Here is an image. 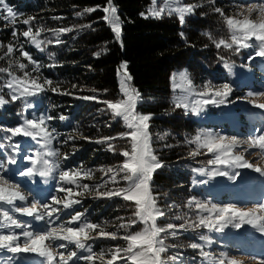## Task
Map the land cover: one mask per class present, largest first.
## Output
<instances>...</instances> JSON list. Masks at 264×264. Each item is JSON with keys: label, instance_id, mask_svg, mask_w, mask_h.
<instances>
[{"label": "trees", "instance_id": "obj_1", "mask_svg": "<svg viewBox=\"0 0 264 264\" xmlns=\"http://www.w3.org/2000/svg\"><path fill=\"white\" fill-rule=\"evenodd\" d=\"M6 2L18 14L15 21L18 33L29 27L22 23V20L28 17L35 18L30 25L33 32L38 28L43 29L38 37L42 41L57 39L52 31H49L51 29L65 27L73 29L59 36L62 41L60 44L45 43L44 51L41 52L22 36L17 41L12 35V21L0 18V57L4 56L9 44L18 49L19 43L23 42L25 50L29 51L41 65L38 73L32 72L31 65L25 70L32 72L33 76H39L41 82L47 78L61 91L72 93L62 95L45 91L0 106V144L4 145L5 149L8 145L19 144L20 152L26 149L19 143L25 141V138L18 136L12 141L5 139L10 135L8 129L22 124L25 119H37L41 115L56 117L46 122L48 130H54L55 135V139L48 144L51 150L58 152V155L52 156V162L58 167L55 169L50 194H57L60 198L67 195L64 192H55L61 170L78 169L81 166L84 169H92V179L79 177L78 179L81 184L94 186L100 183L103 177L100 168L116 166L123 161L124 158L118 153L128 146L126 141L113 142L116 145L115 154L107 150L106 144H97L94 141L127 131L123 121L114 117L106 110V105L100 102L117 101L122 98L117 76L121 71V65L125 64L128 74L132 77L129 81L131 87L143 98L137 110L151 116L149 132L152 150L163 164L162 168L154 172L152 178V190L157 197V205L166 213L158 220V225L166 227L168 223L179 225L195 220L197 213L194 207L192 209L185 207L191 197L221 206L231 204L236 198L244 201L249 197L255 198L251 184L249 190L243 188L235 190L226 180L217 186L215 191H210L200 182L202 178L193 169L212 168V165L207 164L212 154L189 155L196 148V145L189 141L205 131L242 139L264 125L261 119H256L258 110L247 104L238 105L236 96L246 95L248 90L258 91L255 86L262 83L263 76L258 74L256 79H252L249 76H240L237 72L236 76H232L224 66L225 63L241 66L246 62H250L251 65L247 53L254 51L241 50L236 53L223 47L217 49L214 43L222 38L228 40L230 37L224 17L214 12V7H220L225 16L234 17L238 9L237 4L245 0H215L214 5L210 4L209 0H183L184 4L195 6L194 13L186 17L183 25L174 14L163 15L161 18L142 17L141 12H146L151 5L150 0H114L122 26L119 41L115 39L110 26L101 19L105 15L103 11L98 10L90 14L84 12L88 7L105 6L106 0H6ZM77 12L81 15L78 16ZM181 33L184 34L183 38ZM95 52H100L101 55L96 57ZM220 57H223V60ZM17 59L22 63H28L20 56L19 51H16L11 56L0 59V67L6 68L11 64L12 71L22 76L23 73L15 64ZM254 67L255 63L252 67L249 66L250 69ZM175 71H185L197 93L203 90L207 82H212L216 86L230 84L233 91L229 97L231 103L228 105L235 106L232 123L224 119L222 116L224 110L220 108L207 110L206 114L210 118L205 122L192 118L183 108L176 107L171 86V77ZM7 79V74L0 73V82H6ZM9 92V89L0 87V95L8 100ZM83 96H97L98 100L82 99ZM26 104H31L32 107L26 108ZM61 115L66 119L60 120ZM84 137H90L91 141ZM201 152L206 150L201 149ZM65 154L68 155L67 160L64 159ZM0 160H4L2 150ZM118 186L124 187L126 184L121 181ZM65 187L76 190L74 185ZM48 197L43 196L39 200H48ZM76 198L82 199V203L74 206L73 214L75 211L84 212V219L87 221L101 225L106 231L118 230L120 235L125 234L124 229H118L121 221L117 218L123 217L125 220L131 218L134 211L132 203L119 197L94 198V193H85L82 198ZM61 215L65 222L70 219L68 215ZM46 227L48 225L43 221L37 224L40 230ZM140 227L141 224H137L128 231L134 232ZM201 235L208 239L200 240ZM161 236L168 249L163 254L165 258L171 256L181 258L176 264H181V261L182 264H211L210 259L201 256V250L218 256L222 250L229 251L234 246H243L240 242L235 243L232 233L228 234L225 230L211 232L207 229L186 228L179 230L175 237L168 233H161ZM194 242L200 244L201 248H191L189 245ZM88 243L97 253L101 249L107 251L116 246H127V242L122 239H96ZM55 250L64 251L66 254L67 251L88 254L76 249L74 244H70L67 250ZM75 264L87 262L81 259ZM95 264L101 262L97 260Z\"/></svg>", "mask_w": 264, "mask_h": 264}, {"label": "snow or ice", "instance_id": "obj_2", "mask_svg": "<svg viewBox=\"0 0 264 264\" xmlns=\"http://www.w3.org/2000/svg\"><path fill=\"white\" fill-rule=\"evenodd\" d=\"M152 7H149L146 12H141L144 18L155 17L161 18L162 14L167 12L169 15L178 14L179 23L183 25L186 22L187 14H193L195 11L194 5L184 7H162L157 9L155 5L158 0H150ZM210 4L215 3V0H209ZM238 11L235 17L225 16L224 11L220 7H214V12L224 17L230 37L228 40L220 39L214 41L217 49L234 50L239 53L242 49H254L255 57H264V0H245L243 3L237 4ZM101 10L105 15L101 18L110 26V30L114 33L117 41L121 39L122 26L120 17L117 15L118 9L114 6V0H106V5H97L84 9L85 13H93ZM6 13V15H5ZM17 13L6 2L0 0V18L11 20L13 23V37L19 41V37H24L39 51L43 52L45 43L60 44L59 39L61 34L71 32L72 28L51 29L53 35L57 37L55 41H42L38 39L43 29H36L30 26L34 17H28L22 20L24 25H29L27 30L17 32L15 21ZM77 15H81L77 12ZM91 27V25H89ZM183 33L181 37L183 38ZM19 51L20 56L27 60V64L22 63L17 59L16 66L23 73L18 76L12 71V65L8 67H0V73L7 74V81L0 82V87L10 90V100L5 99L0 95V106L6 103L18 101L24 97L35 96L45 91L60 93L62 95H71L67 91H61L58 86H53V82L45 78L42 82L39 76H33L32 72H39L41 65L34 59L32 54L25 50L24 43H19L17 49L13 44L7 46V51L4 57L11 56L14 52ZM50 55H52L50 53ZM100 52H95L94 56L99 57ZM249 56V60L254 58ZM223 60V57H220ZM32 66V72L26 71ZM226 68L231 71V65L225 63ZM124 69L122 75L124 79L121 81L122 98L117 101L103 100L101 103L106 105V110L110 111L116 118H121L127 131L118 133L116 136L101 137L94 142L97 144H106L107 150L116 153V145L113 143L116 140H124L127 142V147H124L118 153L124 159L116 166L108 168H100L103 173L101 182L94 186L89 184H81L79 178L92 179V169H84L83 166L76 169L61 170L59 172V181L55 189L56 193L64 192L67 195L60 198L57 194H50L48 200L34 199L30 206H18L17 201H26L27 197L20 191V185L11 181L6 175H0V216L3 220L0 221V228H16L20 229L19 233L7 232L0 234V249H4L10 253H38L45 257L47 264H75L76 261L84 260L87 264H95V261H100L101 264H176L181 258L179 256H171L165 258L168 249L165 247L164 239L161 233H168L173 237L177 236L179 230L191 228L193 230L207 229L209 231L222 232L227 227L241 229L243 225L250 224L260 233H264V203H258L252 208L243 209L234 204L217 205L215 203H205L198 201L195 197L189 198L185 207L194 210L197 213L196 219L186 221L179 225L168 223L166 227L158 225V220L164 217L166 213L157 205V197L153 194L152 178L157 169L163 167L158 157L152 150L149 121L151 116L148 114H140L136 111L140 93L135 91L128 85L132 77L128 74L125 65H121ZM179 76L182 81H186L187 87L177 85L183 92H189L192 88V81L188 79L186 73H178L173 76L175 81L176 76ZM73 87H77L73 85ZM95 91V90H93ZM233 88L228 83H223L219 86L212 82H207L203 86V90L198 93L199 100L191 101L192 111L202 109L208 104H225L231 103L229 100ZM248 97H264V91L254 93L248 92L247 102L256 109L264 110V103L257 102V99H248ZM82 99L98 100L97 96H83ZM175 106L178 108L189 107V102L180 97L176 98ZM26 108H31V104H26ZM56 119L54 116L41 115L37 119H25L22 124L8 129L5 139L12 141L14 137H26L41 143L42 148H46L51 140L55 139L54 130L49 131L47 121ZM60 120H65L66 117L61 115ZM40 139H37V138ZM74 139V137H69ZM91 141L90 137H84ZM189 143H194L196 148L189 153L190 156H198L201 154H212V158L207 160L208 165L213 166V171L207 173L211 176H227L230 180H236L241 175L240 172H230L227 169L232 168H249L264 176V167H259L250 163L243 153H236L234 149L246 145L243 152H249L251 149H259L258 155H264V128L256 130L255 134H250L247 139H240L236 136H226L221 134H213L211 132H203L197 135ZM20 145L13 144V150L19 151ZM205 149L206 152H201ZM58 155L57 151L49 149L47 153L37 152L29 153L23 157L29 163L25 164L24 168L18 170L17 175L32 180L37 174L41 177H48L58 167V165L50 162L46 157ZM64 159H68L65 154ZM9 164H17L18 161L14 156L8 157ZM219 166H224L223 168ZM8 171L4 164L0 163V172ZM194 172L206 174L203 168L193 169ZM121 181H124L126 186L119 187ZM47 182V181H45ZM202 183V181H200ZM196 183V181H194ZM112 187H108V185ZM65 185H74L65 187ZM85 193H94V198L119 197L124 201L130 202L134 206L131 218L125 220L123 217L117 219L121 221L118 229H124L125 234L120 235L119 231H106L104 227L97 223H93L84 219L85 213L75 211L74 206L82 203ZM10 205V209H4L3 205ZM19 213L31 217L36 221H43L48 227L42 231L36 232L29 230L31 225L23 220H18L11 213ZM207 213V215H204ZM70 216L68 221H64L62 215ZM179 219V217H178ZM142 224L143 228L140 231H128L133 226ZM96 239H122L127 242L126 247L116 246L107 251L101 249L100 252H95L92 245L88 241ZM200 240H207L204 235L199 237ZM46 241L48 243H46ZM62 241V242H61ZM66 242V243H64ZM70 244H74L78 250L87 252V255H81L77 251H55V249L67 250ZM193 249L201 248L198 243L189 245ZM175 247V245H173ZM201 256L205 259H210L212 264H242L241 261L231 257L227 252H220L218 256H213L209 252L201 250ZM58 257V259H57ZM110 257V258H108ZM182 264V261H181ZM259 264H264V259L259 261Z\"/></svg>", "mask_w": 264, "mask_h": 264}, {"label": "rangeland", "instance_id": "obj_3", "mask_svg": "<svg viewBox=\"0 0 264 264\" xmlns=\"http://www.w3.org/2000/svg\"><path fill=\"white\" fill-rule=\"evenodd\" d=\"M184 7L187 6V4L183 3V0H158V3L155 5L157 9L162 8V7H171L175 9L176 7ZM149 7H152L150 5ZM148 7V8H149ZM238 9L236 10V12ZM235 12V14H236ZM163 15H169L167 12L163 13ZM178 15V14H174ZM190 14H187L189 16ZM186 16V17H187ZM235 17V16H234ZM150 18H155V17H150ZM242 50H250L249 52L255 51L254 49H242ZM249 56L254 53H247ZM251 63H255L254 69H250L249 66L252 67V64L250 62L242 63L241 66L239 65H231V71L228 69V73L232 76H236L237 74L240 76L244 77H251L252 79H256L257 75L260 74L263 76V81L262 83L256 85L259 90L264 91V57H255L251 60ZM125 65V64H123ZM126 66V65H125ZM124 69L121 68V71L118 72V85H119V90L120 94L121 93V81L124 79L122 72ZM237 72V74H236ZM178 73H186L185 71H175L172 74L171 77V86L173 90V100L176 102V98L180 97L183 100H186L189 102V107L187 109L183 108L186 113H188L192 118L198 120V121H205L210 118L208 114H206L207 110L211 111L213 108H220L224 110L222 116L224 119L232 123V117L233 113H235L234 110V105H228V103L225 104H208L206 106H203L202 109H198L197 111L193 112L192 111V105L191 101L199 100L200 96L198 95L197 92L194 91L193 88L189 92H183L180 90L179 87L175 88L174 90V83L177 85H183L184 87H187L186 81H182L180 77L177 75L175 81H173V76ZM231 76V78H232ZM128 85H130V82H128ZM131 86V85H130ZM132 88V87H131ZM252 91L254 93H258L261 91ZM249 90L247 91L246 95H236L238 96L237 99V104L238 105H249L251 106L248 102L247 97ZM235 98V97H234ZM248 99H257L256 97H248ZM143 101V98L140 96V99L138 100L137 106L141 104ZM257 102L264 103V97H259L257 99ZM182 108V107H181ZM254 108V107H253ZM256 109V108H254ZM258 112H256V119H261L262 122H264V110L256 109ZM136 111L140 114H144L141 111L137 110ZM121 119V118H117ZM122 120V119H121ZM123 121V120H122ZM206 122V121H205ZM124 123V122H123ZM264 128V125L261 127ZM216 134V133H214ZM255 134V132L251 133ZM249 137V136H248ZM247 136L242 139H247ZM25 138V141H21L19 143H22V147L26 148L25 150L19 151H14L12 145H8L5 149L4 145L0 144V150L3 151L4 155V160L1 161L0 163L4 164L5 169L8 171L6 172H0V175H6L8 178H10L11 181H14L15 183L20 185V191L23 195L27 197L26 201H17L16 204L18 206H30L31 202H33L34 199H40L43 196H49L50 195V188L51 185H53L54 181V174L55 170L52 172V174L48 177H41L38 174L32 179L28 180L25 177H21L17 175L18 170L24 168L25 164L29 163L28 161H25L23 157L29 153H37V152H44L47 153L48 150L50 149L49 144L47 145L46 148L41 147V143H37V141L32 140L31 138ZM37 139H40L39 137ZM241 139V138H240ZM151 140V136H150ZM152 143V142H151ZM27 146H29V149H27ZM152 147V145H151ZM244 147L246 145H241V147L234 149L236 153H243L245 156V159H247L250 163H253L259 167H264V155H258L259 149H251L249 152H243ZM9 156H14L18 163L17 164H9L8 163V157ZM50 162H52V156H47L46 157ZM53 163V162H52ZM223 168L224 166H219ZM206 174H200L197 173L199 177L202 179V184L206 185L210 191H215L216 187L219 186L224 180L227 181L229 185L235 190H239L241 188L249 190V185L251 184L252 188L251 191L255 192V198L249 197L247 201H244L242 199L236 198L235 201H233L231 204H234L238 207H241L243 209H249L252 208L254 205L258 203H264V176H261L259 173L255 172L253 169L249 168H232V169H227L230 172H240L241 175L237 177L236 180H230L228 179L227 176H211L208 175L207 173H211L213 171L212 168H207L204 169ZM47 181V182H45ZM246 194V193H243ZM238 196V194H236ZM4 209H10L11 206L4 204L3 205ZM15 218L18 220H23L27 222L28 224L31 225V228L29 230H33L36 232L42 231L37 228V224H41L42 221H36L31 217H27L26 215H21L19 213L12 212L11 213ZM162 218V217H161ZM159 218V220L161 219ZM3 220V217L0 216V221ZM143 228V225L141 224V227L137 229L136 231H140ZM228 234L232 233V238H234L235 243H242L243 246H234L231 248L229 251L227 250H222L223 252H227L231 257H234L236 260L241 261L242 264H259V261L264 259V233H260L259 231L256 230L252 225L246 224L241 227V229H235L232 227H227L224 229ZM21 230L16 229V228H0V234H6L7 232H16L19 233ZM212 232V231H211ZM214 241V240H213ZM218 241V240H217ZM216 242V241H215ZM46 243H48L46 241ZM56 251V250H55ZM221 251V252H222ZM58 259V257H57ZM212 261L210 260L209 263ZM0 264H47L45 257L40 256L38 253H10L4 249H0Z\"/></svg>", "mask_w": 264, "mask_h": 264}]
</instances>
